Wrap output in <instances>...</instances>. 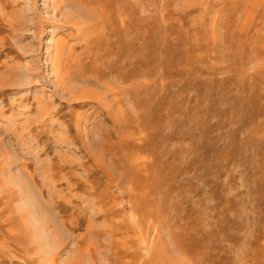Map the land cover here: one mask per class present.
<instances>
[{
	"label": "rangeland",
	"instance_id": "rangeland-1",
	"mask_svg": "<svg viewBox=\"0 0 264 264\" xmlns=\"http://www.w3.org/2000/svg\"><path fill=\"white\" fill-rule=\"evenodd\" d=\"M0 264H264V0H0Z\"/></svg>",
	"mask_w": 264,
	"mask_h": 264
}]
</instances>
